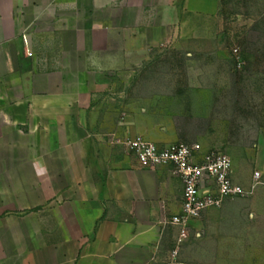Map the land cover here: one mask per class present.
<instances>
[{
    "label": "crops",
    "instance_id": "1",
    "mask_svg": "<svg viewBox=\"0 0 264 264\" xmlns=\"http://www.w3.org/2000/svg\"><path fill=\"white\" fill-rule=\"evenodd\" d=\"M223 6L0 0V264H167L183 181L172 164L143 167L120 141L180 142L148 111L181 92L206 94L194 130L221 126L222 71L181 88L164 62L182 45L220 50ZM205 139H190L198 162L222 151Z\"/></svg>",
    "mask_w": 264,
    "mask_h": 264
},
{
    "label": "rangeland",
    "instance_id": "2",
    "mask_svg": "<svg viewBox=\"0 0 264 264\" xmlns=\"http://www.w3.org/2000/svg\"><path fill=\"white\" fill-rule=\"evenodd\" d=\"M222 10L220 50L207 53L201 46L182 45L164 62L178 74L181 88L203 86L210 71H222L221 126L194 130L190 125L209 112L202 108L206 94L196 93L195 100L186 92L164 95L163 108L148 113L177 141L216 143L234 160V180L251 189L209 208L201 236L183 244V258L188 264H264V0H224ZM256 171L261 178L251 188Z\"/></svg>",
    "mask_w": 264,
    "mask_h": 264
},
{
    "label": "built area",
    "instance_id": "3",
    "mask_svg": "<svg viewBox=\"0 0 264 264\" xmlns=\"http://www.w3.org/2000/svg\"><path fill=\"white\" fill-rule=\"evenodd\" d=\"M120 142L136 153L143 167L155 169L172 164L174 173L183 181L182 210L170 219L178 227L179 235L167 264H188L182 257V246L190 235L193 220L201 218L207 209L221 206L229 197L245 196L251 192V189L233 181V160L225 152L211 150L198 162L196 154L201 150L198 143L173 142L161 148L142 137ZM260 178V171H256L251 188Z\"/></svg>",
    "mask_w": 264,
    "mask_h": 264
}]
</instances>
